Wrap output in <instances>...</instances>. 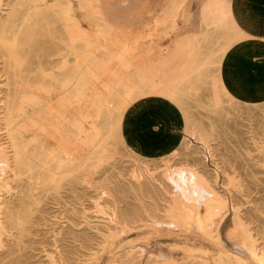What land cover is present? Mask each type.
Instances as JSON below:
<instances>
[{
    "label": "rangeland",
    "instance_id": "rangeland-1",
    "mask_svg": "<svg viewBox=\"0 0 264 264\" xmlns=\"http://www.w3.org/2000/svg\"><path fill=\"white\" fill-rule=\"evenodd\" d=\"M201 1L141 0L142 5H129L140 10L138 21L129 26L116 25L110 32H98L79 6L82 1L73 0L80 28L92 40L91 51L111 57L109 65L114 77H120L126 68L118 56L127 55L136 40L149 41L156 50L170 37L190 33L202 41L203 52L212 47L218 50L223 33L202 24L199 8L204 0ZM167 14L176 27L169 35L159 37L160 28L170 20L165 19ZM203 28L204 36V31L200 34ZM37 41L41 52L31 59L41 56L48 71L52 39L45 33ZM77 45L79 52L85 50L81 41ZM262 63L256 67L264 69V60ZM199 68L198 77L192 76L179 85L181 108L152 90L125 107L119 126L114 125L115 114L108 115L104 110L105 101L94 108L91 122L101 129L95 138L112 130L105 143L106 156L101 160L94 157L88 169L77 168L64 175L58 185L41 183L25 192L20 225L7 222L0 230V264H144L146 258H151V264L182 260L184 264H194L184 257L183 245L190 255L194 253V259L206 256L210 260V255L203 253L204 239L195 237L192 241L197 243L187 245L184 242L191 240L184 241L185 233L179 227L159 220L170 219L171 212L167 210L173 209L172 184L165 177L178 180L202 170L209 184L229 198V212L220 224L222 244L214 251L228 250L241 257L239 264H256L237 239L227 237V231L232 225V203L242 213L251 212L254 218L258 209L264 208V86L261 98L253 100L258 101L255 104L242 99L231 101L223 94L220 103L213 106L210 77L220 66L209 56ZM111 75L92 80V97L111 96ZM26 89L31 93L34 87ZM118 95L113 99L116 105H122ZM182 112L189 121V132L181 129ZM199 128L203 134L198 133ZM181 134L185 137L181 138ZM229 178L243 181L242 195L231 196L227 184L236 182H228ZM23 185L24 180L20 184L12 182L13 198L19 197L17 190Z\"/></svg>",
    "mask_w": 264,
    "mask_h": 264
},
{
    "label": "bare ground",
    "instance_id": "bare-ground-1",
    "mask_svg": "<svg viewBox=\"0 0 264 264\" xmlns=\"http://www.w3.org/2000/svg\"><path fill=\"white\" fill-rule=\"evenodd\" d=\"M81 1L79 6L85 9L89 21L96 24L98 32H110L116 25L129 26L141 18L139 9L130 7V3L121 4L122 0L113 3ZM75 12L73 0H0V230L5 229L7 222L16 227L20 225L25 192L41 183L58 185L64 175L77 168L88 169L94 157L101 160L106 156L105 143L112 130L97 139L101 129L91 122L92 110L101 107L102 101L106 102V113L115 114L114 125L118 126L125 107L147 91L165 95L178 104L179 85L192 76L198 77L199 65L207 57L219 67L225 50L249 36L232 17L229 0H204L199 8L202 24H210L213 31L223 33L218 50L212 47L203 52L202 41L190 33L177 34L169 46H159L156 50L151 42L136 40L127 55L118 56L126 68L120 77H114L109 65L111 57L91 51L92 40L80 28ZM169 17L167 14L165 19ZM175 27L174 20H168L160 28L159 37L169 35ZM204 30L201 29L200 34ZM45 33L52 39L48 71L41 56L31 59L41 52L37 37ZM205 34L204 31L202 35ZM79 41L85 47L83 52L78 51ZM219 70L210 77L211 104H219L223 94L231 101L242 99L225 88ZM104 74H112L108 81L111 96L94 98L89 90L90 83ZM28 86L34 87L31 93L26 91ZM116 95L121 96L122 105L115 104ZM182 117L181 129L189 132L185 112ZM197 131L203 134L202 128ZM183 137L185 134H181ZM165 178L172 184L170 203L173 209L167 210L171 212L170 219L159 220L180 228L185 233L184 241H192L195 237L204 239L203 253L209 254L210 260L206 256L194 259L195 248H188L193 250L190 255V251H185L186 245L181 248L184 257L194 264H239V255L228 250L214 251L215 246L222 244L220 224L229 212L228 196L209 184L203 170L178 180ZM233 179L229 178L228 182L236 183L227 184V189L231 196L242 195L243 181ZM21 180L25 185L19 186V197L15 199L11 194L12 182L20 184ZM13 199L16 202L13 203ZM232 206V225L227 237L237 239V244L253 262L264 264V208L258 209V205L253 204L258 209L254 218L251 212L242 213L233 203ZM191 241L184 243H197ZM60 257L63 258L61 253ZM144 264H151V258H146Z\"/></svg>",
    "mask_w": 264,
    "mask_h": 264
},
{
    "label": "crops",
    "instance_id": "crops-1",
    "mask_svg": "<svg viewBox=\"0 0 264 264\" xmlns=\"http://www.w3.org/2000/svg\"><path fill=\"white\" fill-rule=\"evenodd\" d=\"M107 1L113 3L117 0ZM126 2L133 6L142 5L141 0H122L120 3ZM229 7L237 25L249 36L237 40L225 50L220 62L221 81L236 97L260 99L264 69L256 66L263 64L264 60V0H229ZM174 37L162 46H169Z\"/></svg>",
    "mask_w": 264,
    "mask_h": 264
}]
</instances>
